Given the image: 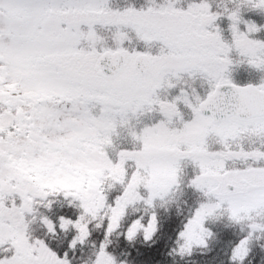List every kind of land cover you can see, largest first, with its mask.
<instances>
[{"label":"snow or ice","instance_id":"1","mask_svg":"<svg viewBox=\"0 0 264 264\" xmlns=\"http://www.w3.org/2000/svg\"><path fill=\"white\" fill-rule=\"evenodd\" d=\"M242 5L264 10V0L216 11L205 0L186 11L167 2L113 11L107 0H0V264H72L69 252L84 247L90 225L104 229L103 240L85 264H118L106 251L111 237L147 244L159 230L157 210L168 211L185 188L202 199L172 254L208 249L206 225L221 223L243 235L228 264H245L264 242V79L237 87L227 73L233 51L264 71V43L248 37L256 25L238 30ZM224 16L230 45L213 27ZM133 37L157 53L129 52L123 45ZM196 80L207 85L203 99L194 89L161 95ZM152 113L161 119L142 124ZM188 164L195 174L186 179ZM58 203L79 214L66 218ZM141 210L147 222L141 215L121 231Z\"/></svg>","mask_w":264,"mask_h":264},{"label":"trees","instance_id":"2","mask_svg":"<svg viewBox=\"0 0 264 264\" xmlns=\"http://www.w3.org/2000/svg\"><path fill=\"white\" fill-rule=\"evenodd\" d=\"M166 2L172 3L179 10L186 11L189 4H198L201 0H107L108 7L113 11H123L129 7L137 11L146 10L153 5H165ZM205 2L211 3L213 5V11H216V5H220L221 7L224 5L230 9H234L236 4L241 3V0H205ZM240 19L243 22L237 25L238 30L243 32L246 24H254L259 29L256 32L257 40L264 43V10L253 9L250 6L242 5L240 8ZM230 24L231 21L224 16L218 19L213 25L214 28L219 29L222 40L229 45L232 42ZM109 46H112L111 43H109ZM123 47H126L129 52L135 50L138 52L150 51L153 55L157 53L156 47L148 49L143 42L137 41L134 37L130 42L125 43ZM230 59L233 63L229 66L227 75L231 82L240 85L253 84L257 86L264 79V71H258L250 67L246 62H241L234 51L230 54ZM190 83V88L187 83H181L177 84L173 90H179L176 92L179 95L181 90L191 94L194 89L195 94L203 99L207 92V85L199 80ZM176 93L172 96H177ZM184 173L186 179L191 178L195 174L193 173V166L188 164L184 168ZM201 199L202 197L198 193H194L191 189L185 188L184 195L168 211L162 209L157 210L160 222L159 230L151 241L146 244L142 238H137L130 244L124 240L122 235H114L111 237L112 243L106 251L117 259L118 264L120 261H124L125 264H228L231 247L235 246L243 238V235L240 233L238 227H224L221 223L207 225L214 233V238L209 242L208 249H197L193 252L192 256L183 258L172 254V250L176 247L177 234L182 230L183 224L186 223V218L190 210H194L197 202ZM61 203L63 202L61 201ZM61 203L54 205V210L59 214L67 213L66 218L75 219V216L79 214L78 210L68 208L66 204L61 206ZM141 215H144L142 222L146 223L148 215L141 210L140 212L132 214L130 219H127L123 223L121 231L127 228L131 220L137 219ZM32 229L33 236L38 239L43 238L38 219L33 222ZM103 232V228L94 229L90 225V236L84 247L82 249L77 248L75 254L69 252V258L72 260V264H85L86 261L91 259L93 252L92 245L99 246V243L103 240ZM71 238L72 233H69L64 238V246L60 249L54 248L53 250L62 256L64 251H68L66 244ZM262 248H264V242H256L252 246V250L245 264H264V251H262Z\"/></svg>","mask_w":264,"mask_h":264},{"label":"rangeland","instance_id":"3","mask_svg":"<svg viewBox=\"0 0 264 264\" xmlns=\"http://www.w3.org/2000/svg\"><path fill=\"white\" fill-rule=\"evenodd\" d=\"M246 31H247V29H246V26H245V28H243V32H246ZM248 37H249V39L257 40V33H256V32H255V33H250V34H248ZM257 41H258V40H257ZM177 94H178V93H176V95H177ZM177 107H178V110L181 112V115H182V116L184 115V113H187V115H188L190 109L186 108L183 104H181L180 107L177 105ZM187 115L185 114V115L182 117V119H183L184 122H188V121H190L191 118H192V114H191L190 116H188V117H187ZM186 118H187V119H186ZM155 119H157V117H156ZM206 227H207V225H206Z\"/></svg>","mask_w":264,"mask_h":264},{"label":"water","instance_id":"4","mask_svg":"<svg viewBox=\"0 0 264 264\" xmlns=\"http://www.w3.org/2000/svg\"><path fill=\"white\" fill-rule=\"evenodd\" d=\"M105 63H106V61H102V62H101V66L103 67ZM104 71H105V74H106V75L110 74L108 68H105ZM236 86H237V87H246V86H248V85H245V86H239V85H236ZM252 86H253V85H252ZM221 91H222V92H228V91H230V89L223 88V89H221Z\"/></svg>","mask_w":264,"mask_h":264},{"label":"clouds","instance_id":"5","mask_svg":"<svg viewBox=\"0 0 264 264\" xmlns=\"http://www.w3.org/2000/svg\"><path fill=\"white\" fill-rule=\"evenodd\" d=\"M82 51H83V49H82Z\"/></svg>","mask_w":264,"mask_h":264}]
</instances>
